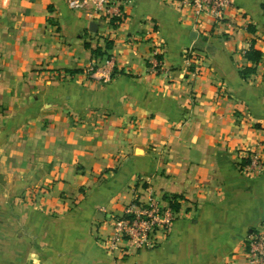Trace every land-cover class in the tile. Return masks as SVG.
Returning <instances> with one entry per match:
<instances>
[{
  "label": "crops",
  "instance_id": "crops-1",
  "mask_svg": "<svg viewBox=\"0 0 264 264\" xmlns=\"http://www.w3.org/2000/svg\"><path fill=\"white\" fill-rule=\"evenodd\" d=\"M122 1L106 22L67 0H0V264H247L264 172L239 161L253 146L264 160V0L219 20ZM146 187L180 216L158 247L115 257L103 222Z\"/></svg>",
  "mask_w": 264,
  "mask_h": 264
},
{
  "label": "built area",
  "instance_id": "built-area-1",
  "mask_svg": "<svg viewBox=\"0 0 264 264\" xmlns=\"http://www.w3.org/2000/svg\"><path fill=\"white\" fill-rule=\"evenodd\" d=\"M71 9H86L96 20L111 22L115 18H123L122 0H67ZM181 7H191L196 18L204 13L212 14L216 19H222L230 9L234 0H177ZM157 47L152 50L150 60L153 71L161 66ZM199 62L197 56H190L188 60ZM112 59L107 56L104 64L108 65ZM95 64L88 68V72L95 71ZM197 66L195 73H200ZM249 158L243 164L242 158ZM240 169L248 175H260L264 172V160L258 146L248 148L240 159ZM133 199L127 203L119 213L109 212L104 220V231L99 236L104 248L111 255L122 258L138 254L141 251L158 247L169 235L174 222L180 216V208L173 204L179 199L171 195L159 198L151 187L142 190L133 189ZM179 204V203H178ZM105 210V207H103ZM244 250L247 264H264V221L252 228L244 238Z\"/></svg>",
  "mask_w": 264,
  "mask_h": 264
},
{
  "label": "trees",
  "instance_id": "trees-1",
  "mask_svg": "<svg viewBox=\"0 0 264 264\" xmlns=\"http://www.w3.org/2000/svg\"><path fill=\"white\" fill-rule=\"evenodd\" d=\"M94 53L96 55H105V53L103 52H98V50H94ZM246 57L249 59V60H252L253 62H258L261 58V52L257 49H255L254 47H250V49L246 52ZM253 70H255V68L253 67H248L244 73H248V72H252ZM249 162V158H244V161H243V164H247ZM173 206L175 208H178L179 207V204L176 203V204H173Z\"/></svg>",
  "mask_w": 264,
  "mask_h": 264
},
{
  "label": "water",
  "instance_id": "water-1",
  "mask_svg": "<svg viewBox=\"0 0 264 264\" xmlns=\"http://www.w3.org/2000/svg\"><path fill=\"white\" fill-rule=\"evenodd\" d=\"M11 194H12V193H10V192L8 193V195H7V198H8V199L11 197Z\"/></svg>",
  "mask_w": 264,
  "mask_h": 264
}]
</instances>
